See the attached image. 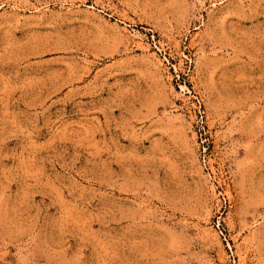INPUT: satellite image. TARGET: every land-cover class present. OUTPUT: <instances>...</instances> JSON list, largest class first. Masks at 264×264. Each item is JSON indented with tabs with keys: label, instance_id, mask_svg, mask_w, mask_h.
I'll list each match as a JSON object with an SVG mask.
<instances>
[{
	"label": "rangeland",
	"instance_id": "1",
	"mask_svg": "<svg viewBox=\"0 0 264 264\" xmlns=\"http://www.w3.org/2000/svg\"><path fill=\"white\" fill-rule=\"evenodd\" d=\"M0 264H264V0H0Z\"/></svg>",
	"mask_w": 264,
	"mask_h": 264
}]
</instances>
